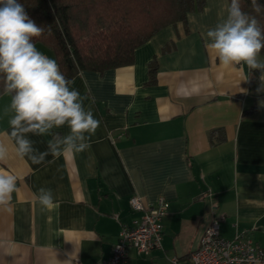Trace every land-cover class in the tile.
<instances>
[{"label": "crops", "instance_id": "1", "mask_svg": "<svg viewBox=\"0 0 264 264\" xmlns=\"http://www.w3.org/2000/svg\"><path fill=\"white\" fill-rule=\"evenodd\" d=\"M228 6L206 0L186 26H167L138 47L132 65L72 79L100 121L83 152L42 164L19 158L7 135L10 98L0 95V141L9 151L0 168L18 177L19 189L0 207V264H101L122 225L140 219L129 206L133 195L145 205L164 197L169 208L161 247L148 255L130 247L122 264L185 262L214 218L222 237L240 234L264 249V83L247 65H221L205 42ZM28 138L43 152L51 136ZM42 187L53 193L47 209L37 199Z\"/></svg>", "mask_w": 264, "mask_h": 264}, {"label": "clouds", "instance_id": "2", "mask_svg": "<svg viewBox=\"0 0 264 264\" xmlns=\"http://www.w3.org/2000/svg\"><path fill=\"white\" fill-rule=\"evenodd\" d=\"M256 13L264 8L252 0ZM44 28L33 20L20 0H0V79L2 94L9 103L4 112L8 120L16 155L33 164H42L49 155L59 158L76 154L89 147V140L100 126L90 108L86 109L80 91L61 71L58 62L38 50L34 38ZM206 46L225 67L247 65L261 72L264 83V27L254 16L243 11L241 0H230L227 15L205 34ZM68 128L66 135H53V129ZM51 136L47 149L33 147L28 134ZM9 155L7 145L0 141V162ZM18 189V177L0 168V207L7 208ZM37 196L42 208L54 204L51 189L40 188Z\"/></svg>", "mask_w": 264, "mask_h": 264}, {"label": "trees", "instance_id": "3", "mask_svg": "<svg viewBox=\"0 0 264 264\" xmlns=\"http://www.w3.org/2000/svg\"><path fill=\"white\" fill-rule=\"evenodd\" d=\"M45 30L34 43L49 48L61 71L73 79L81 71L103 72L132 65L134 52L167 26L183 23L203 10L206 0H20ZM230 4V0H228ZM264 8V0H257ZM243 11L264 27V10L241 0ZM264 54V51L261 52ZM156 59L148 64V83H155ZM261 72L252 70V79ZM3 81L0 79V95ZM213 131L209 134L213 141Z\"/></svg>", "mask_w": 264, "mask_h": 264}, {"label": "built area", "instance_id": "4", "mask_svg": "<svg viewBox=\"0 0 264 264\" xmlns=\"http://www.w3.org/2000/svg\"><path fill=\"white\" fill-rule=\"evenodd\" d=\"M129 206L132 211L141 214L140 219L133 226L122 225L111 255L101 264H122L130 247L142 255L161 247L162 221L169 208L167 200L159 197L154 203L145 205L139 196L133 195ZM172 261L173 264H264V249L240 234L231 239L222 237L219 221L214 218L188 260L183 262L174 258Z\"/></svg>", "mask_w": 264, "mask_h": 264}]
</instances>
